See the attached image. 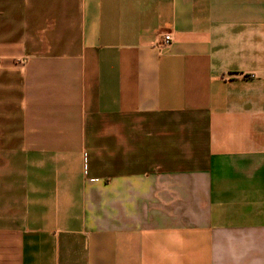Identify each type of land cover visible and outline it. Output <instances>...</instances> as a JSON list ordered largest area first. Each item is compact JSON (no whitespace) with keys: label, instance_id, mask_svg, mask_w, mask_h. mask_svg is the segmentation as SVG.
I'll return each instance as SVG.
<instances>
[{"label":"crops","instance_id":"1","mask_svg":"<svg viewBox=\"0 0 264 264\" xmlns=\"http://www.w3.org/2000/svg\"><path fill=\"white\" fill-rule=\"evenodd\" d=\"M0 264H264V0H0Z\"/></svg>","mask_w":264,"mask_h":264},{"label":"built area","instance_id":"2","mask_svg":"<svg viewBox=\"0 0 264 264\" xmlns=\"http://www.w3.org/2000/svg\"><path fill=\"white\" fill-rule=\"evenodd\" d=\"M170 41H171V36H170V35H166V36L164 37V43H165V44H169Z\"/></svg>","mask_w":264,"mask_h":264}]
</instances>
